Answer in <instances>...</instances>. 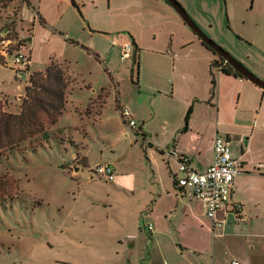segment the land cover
I'll list each match as a JSON object with an SVG mask.
<instances>
[{
  "label": "rangeland",
  "instance_id": "1",
  "mask_svg": "<svg viewBox=\"0 0 264 264\" xmlns=\"http://www.w3.org/2000/svg\"><path fill=\"white\" fill-rule=\"evenodd\" d=\"M27 1L32 9L26 8L22 0L0 7V28L16 22L19 41L25 44L19 52L27 63L22 72H17L13 55L7 57L8 66L0 65V99L7 97L5 110L19 112L21 104L15 102L26 91L31 76L45 72L51 64L65 65L74 83L49 145L36 152L15 151L0 162V264H125L110 244L120 227L110 206L114 199L108 197L111 185L92 169L112 165L117 155L122 159L128 151L127 146L118 143L120 115L114 108L113 80L106 64L99 62L92 50L107 47L106 36L117 41L119 36L130 38L128 33L141 37L139 65L134 62V53L126 63L117 60L115 80L124 82L127 106L129 98L145 100L147 93L159 87L157 82L175 79L184 89H195L194 82H206L210 63L218 55L204 47L176 10L163 0L179 25L162 12L151 15L153 10L147 1L141 6L136 0H77L79 9L71 0ZM177 1L207 37L256 73L258 68L253 65H262L264 55L259 48L250 47L246 38H257L263 30L258 24L264 19L260 16L264 0ZM36 13L44 24L36 21ZM141 21L144 27L138 26ZM2 38L5 41L0 44V54L7 55L6 51L17 45L8 40L6 33ZM189 39L195 43L187 42ZM138 72L142 82H147L144 91L136 85ZM103 88L111 94L108 106L103 113L87 114L89 101L98 98ZM136 144L140 149L145 145L143 151L149 149L142 137ZM115 146L122 152L115 154ZM142 157L137 163L131 153L124 163L133 166L134 162L139 174H145L150 167L143 164L148 160L145 154ZM231 225L229 221L228 227ZM219 231L216 238L210 237V252L204 251L202 235L203 242L197 240L203 262L232 264L238 259L264 264V239L253 240L255 250L251 251L245 238L238 243L229 238L219 243ZM254 233L264 235V230Z\"/></svg>",
  "mask_w": 264,
  "mask_h": 264
},
{
  "label": "crops",
  "instance_id": "2",
  "mask_svg": "<svg viewBox=\"0 0 264 264\" xmlns=\"http://www.w3.org/2000/svg\"><path fill=\"white\" fill-rule=\"evenodd\" d=\"M136 1L141 6L147 1L153 10L151 15L155 11L162 12L179 25L165 1ZM136 1L134 3L137 5ZM75 3L77 4V0ZM30 8L32 9V5ZM260 8V16L264 17V6ZM36 16V21L44 24L39 13ZM142 22L138 23L139 27H144L145 23ZM260 26L263 30L258 32L257 38L246 40L250 47L259 48L264 55V19L258 24ZM128 34L130 38L119 36V41L106 36L108 46L90 53L99 62L106 64V72L113 80V89L116 92L114 108L119 113L117 115H120L121 109L127 108L137 124L139 123L133 130V136L129 133L125 120L121 115L118 116V143L120 147L127 146L128 152L122 159L117 155L115 163L111 165L116 172L115 180L107 182L111 185L108 197L114 199L110 201V206L120 221L118 233L110 240V244L116 247L115 255L125 260V264H207L202 261L203 251L197 250V240L203 242L204 239V251L210 252V237L216 238V231L219 230V243H224L227 238L238 243L245 238L248 249L255 250L252 241L264 239V235L254 233L259 229L264 230V90L234 75L232 71L212 68V63L217 60L213 59L206 82H194L195 89H184L175 79L172 82L161 81L157 82L159 87L147 93L145 100L132 101L129 98L127 106L124 82L115 80L117 60L120 58L124 63L123 47L128 43L133 45L135 62V55H139V47L142 46L141 37ZM187 42L195 43L193 39ZM166 55L170 58V55ZM64 66L69 81L66 90L67 106L74 82ZM254 67L258 68L256 73L254 69L246 66L264 81V57L262 65H253ZM138 74L140 82H136V85L144 91L147 82H142V76L139 72ZM25 95L26 91L20 93V99L15 103L20 105ZM110 95L103 88L98 98L89 101L87 114L94 111L103 113L102 109L108 106ZM144 108L147 109L145 113ZM217 136L230 142L231 155L239 163V174L235 178L231 202L218 213V220L223 224L221 228H214L212 220L206 215L204 203L184 196L177 185V178L184 176L180 172V163L176 157L165 156L169 151L186 156L190 160L191 170L204 173L214 162ZM140 137L147 140L149 149L145 148L143 151L145 145L141 146L142 150L137 146ZM113 149L115 154L122 152V149L118 151L117 146ZM131 153L137 157V163L143 159L142 154H145L148 160L143 164H147L150 170L139 174L134 162L133 166H126L124 161ZM236 206H240V209L237 210ZM229 221H232V227H228ZM149 226H152L151 231ZM234 261L251 264V260L242 262L234 259L232 263Z\"/></svg>",
  "mask_w": 264,
  "mask_h": 264
},
{
  "label": "trees",
  "instance_id": "3",
  "mask_svg": "<svg viewBox=\"0 0 264 264\" xmlns=\"http://www.w3.org/2000/svg\"><path fill=\"white\" fill-rule=\"evenodd\" d=\"M14 1L0 0V7L5 8ZM71 2L73 6L79 9L75 0H71ZM22 4L27 8L31 6L27 0H22ZM1 22L2 19L0 18ZM16 25V22H12L4 28H0V44L5 41L2 37L6 33L8 40L16 42L17 45L16 48L7 50V55L0 54V65L2 66H8L7 57L16 56L21 47L25 46L19 41L20 36L16 30ZM203 46L213 52L205 44ZM223 62V59L218 57L212 63V68H221L226 72L232 71L234 75L241 77L233 69L224 66ZM135 64L139 65L138 53L135 55ZM68 82L66 69L63 68V65L51 64L45 72L31 76L19 114L6 111V98L0 99V147L3 146L2 151H0V162L15 151L23 153L29 149L36 152L49 145L52 135L58 131L55 126L66 109Z\"/></svg>",
  "mask_w": 264,
  "mask_h": 264
},
{
  "label": "built area",
  "instance_id": "4",
  "mask_svg": "<svg viewBox=\"0 0 264 264\" xmlns=\"http://www.w3.org/2000/svg\"><path fill=\"white\" fill-rule=\"evenodd\" d=\"M133 45L126 44L123 47V62L132 57ZM27 67L26 58L21 53L15 56L14 68L22 72ZM120 115L125 120L127 129L131 135L138 126L129 109L120 110ZM135 136V134L133 135ZM166 157H176L180 163V172L183 177L177 178V185L183 191L184 196L204 203L206 215L212 220L214 228H221L222 222L218 220V213L231 202L232 189L236 176L239 174V163L231 155L230 142L217 136L215 140V158L213 164L204 173H197L190 169L189 158L179 156L169 151ZM92 171L107 182L115 180L116 172L111 165H98ZM239 210L240 206H236ZM148 229L151 231L152 226ZM232 264H240L234 261Z\"/></svg>",
  "mask_w": 264,
  "mask_h": 264
},
{
  "label": "water",
  "instance_id": "5",
  "mask_svg": "<svg viewBox=\"0 0 264 264\" xmlns=\"http://www.w3.org/2000/svg\"><path fill=\"white\" fill-rule=\"evenodd\" d=\"M171 5L180 15L184 23L202 40V43L210 48L214 54L226 60V62L237 72L242 78L250 81L256 86L264 90V81L248 70L245 66L235 60L230 53L224 50L216 42L207 37L200 28L193 22L186 10L177 0H163Z\"/></svg>",
  "mask_w": 264,
  "mask_h": 264
},
{
  "label": "flooded vegetation",
  "instance_id": "6",
  "mask_svg": "<svg viewBox=\"0 0 264 264\" xmlns=\"http://www.w3.org/2000/svg\"><path fill=\"white\" fill-rule=\"evenodd\" d=\"M200 39V38H199ZM201 40V39H200ZM202 41V40H201ZM231 56L235 59V60H237L239 63H241L243 66H245L244 65V63L238 58V57H236V56H234L233 54H231ZM219 57V56H218ZM221 58V57H220ZM221 59H223V58H221ZM223 63H224V66H226V67H229V68H231V69H233L227 62H226V60L225 59H223ZM246 67V66H245ZM234 70V69H233Z\"/></svg>",
  "mask_w": 264,
  "mask_h": 264
}]
</instances>
